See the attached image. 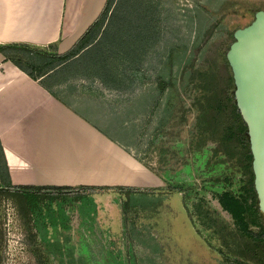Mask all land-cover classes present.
<instances>
[{"label":"rangeland","instance_id":"obj_1","mask_svg":"<svg viewBox=\"0 0 264 264\" xmlns=\"http://www.w3.org/2000/svg\"><path fill=\"white\" fill-rule=\"evenodd\" d=\"M116 2L99 41L58 73L83 80L86 94L126 124L124 141L160 185L96 190L97 202L85 189L42 197L29 226L19 199L0 194V264H259L255 245L212 196V179L228 175L237 186L243 155L223 138L230 123L223 48L264 11V0ZM15 58L34 71L54 63L33 51ZM157 77L175 86L171 107L170 90L158 99ZM204 93L223 105L207 110L208 125L199 116Z\"/></svg>","mask_w":264,"mask_h":264},{"label":"crops","instance_id":"obj_2","mask_svg":"<svg viewBox=\"0 0 264 264\" xmlns=\"http://www.w3.org/2000/svg\"><path fill=\"white\" fill-rule=\"evenodd\" d=\"M105 2L0 0V44L62 54ZM62 67L30 70V77L0 52V145L11 184L112 191L159 186L124 141L126 124L112 118L104 101L86 94L83 80L61 77ZM101 196L95 192L94 201Z\"/></svg>","mask_w":264,"mask_h":264},{"label":"trees","instance_id":"obj_3","mask_svg":"<svg viewBox=\"0 0 264 264\" xmlns=\"http://www.w3.org/2000/svg\"><path fill=\"white\" fill-rule=\"evenodd\" d=\"M116 4V0H106L97 18L88 27L85 33L72 45L69 50L62 54L56 52L47 53L41 50H35L24 44H0V52L30 77H33V74L30 72V70L26 69L24 65L18 61L17 58H15L17 53L23 51H33L40 55L51 57V59H53L51 62L54 61V63L49 65L45 70H53L54 68L62 66L68 60L80 55L81 51L86 50V48L92 45L94 42L97 43L99 41L100 36H98V33L100 32V29L106 20L108 19L110 21L112 18ZM230 37L231 41L223 48L224 65L228 73L227 88L225 89V92L227 101L229 102L230 116V123L226 125L223 130V138L226 140L234 139L237 143H239L243 148V155L238 164L239 167H237V171L240 172L239 177L235 181L237 186L233 185V179L231 176L226 175L221 179L220 177H214V179H212V185L215 188L212 190V196L217 200L221 209L230 215L231 220L234 222L242 236L252 241V243L255 245V248L253 247L251 249V252L254 254L253 256L259 260V264H264V214L259 208L258 195L254 184V173L252 169L253 156L250 149L248 128L236 104L234 96L235 84L232 71L225 57V54L231 43L235 40L233 37V32L231 33ZM54 59H56V62ZM42 69L44 70V68L38 67L36 70L37 72H41L43 71ZM31 71L34 70L31 69ZM156 82L159 86L158 99H161L166 91H171L170 100L167 103L169 105L167 106L171 107L175 101L174 84L170 81L164 80L162 77H157ZM204 84H207V81ZM208 86L210 87L211 85L207 84L206 87ZM204 87L205 85L203 86V89ZM202 98L204 101L200 106L202 108V112L199 116L201 121L204 120L203 123L208 125L209 120L205 118H207L206 115L210 117V114L207 110L209 108H215L217 111H220V108H222L223 105L222 103H214V94L212 95L210 93H204ZM211 99L214 104L210 102ZM110 188L111 187L105 188L92 186L57 187L13 185L10 182L6 161L4 159L2 147L0 145V194L12 195L19 199L22 209V219L24 220L25 224L27 223L26 225L28 226L33 218L34 221L38 220V208L40 202L43 199L42 197H46L48 199H53L54 196L58 197L64 195L71 197V194L74 196L76 195V192L81 189H85L90 193H94L96 190L100 191L102 189ZM116 189L136 190L134 187H116ZM177 189L182 191L180 187H177ZM251 226L257 227V231L252 230ZM29 228L31 229V227ZM256 255H258V257ZM237 262L240 264H245L241 261Z\"/></svg>","mask_w":264,"mask_h":264},{"label":"water","instance_id":"obj_4","mask_svg":"<svg viewBox=\"0 0 264 264\" xmlns=\"http://www.w3.org/2000/svg\"><path fill=\"white\" fill-rule=\"evenodd\" d=\"M225 57L235 84L234 96L247 124L258 205L264 214V11L233 32Z\"/></svg>","mask_w":264,"mask_h":264}]
</instances>
